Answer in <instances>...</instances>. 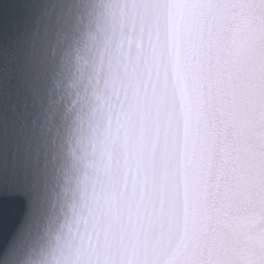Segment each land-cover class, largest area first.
Here are the masks:
<instances>
[{
	"label": "water",
	"instance_id": "95a60500",
	"mask_svg": "<svg viewBox=\"0 0 264 264\" xmlns=\"http://www.w3.org/2000/svg\"><path fill=\"white\" fill-rule=\"evenodd\" d=\"M0 264H264V0H0Z\"/></svg>",
	"mask_w": 264,
	"mask_h": 264
}]
</instances>
